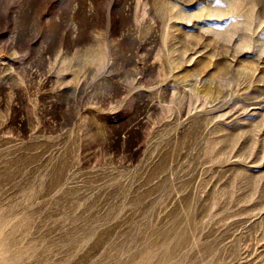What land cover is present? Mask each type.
Returning <instances> with one entry per match:
<instances>
[{"label": "rangeland", "instance_id": "rangeland-1", "mask_svg": "<svg viewBox=\"0 0 264 264\" xmlns=\"http://www.w3.org/2000/svg\"><path fill=\"white\" fill-rule=\"evenodd\" d=\"M0 223L18 264H264V0H0Z\"/></svg>", "mask_w": 264, "mask_h": 264}, {"label": "bare ground", "instance_id": "bare-ground-1", "mask_svg": "<svg viewBox=\"0 0 264 264\" xmlns=\"http://www.w3.org/2000/svg\"><path fill=\"white\" fill-rule=\"evenodd\" d=\"M213 11L214 12H219V13H212L211 15H220V14H222L220 11L221 10H219V9H213ZM250 29H251V27H250ZM29 219V218H28ZM2 220V219H1ZM4 220H6V219H3L2 221H4ZM26 220V219H25ZM5 222V221H4ZM24 222V221H23ZM22 222V224L23 225H25L26 224V222L25 223H23ZM21 223V222H20ZM1 224V223H0ZM16 224H18V223H16ZM5 225V224H4ZM22 225V226H23ZM28 225V224H27ZM19 226H21V224L19 225ZM19 226H17L18 227V229H19ZM26 227V226H25ZM20 228H22V227H20ZM1 229H3L2 228V226H1ZM0 229V230H1ZM2 231H4V230H1V232ZM11 231V230H10ZM21 231V230H20ZM3 233V232H2ZM16 233H17V231H16ZM9 234V233H8ZM7 234V235H8ZM15 235V234H14ZM13 236V235H12ZM12 248V247H11ZM17 250H19V249H17ZM23 250H21V252H22ZM19 252H20V250H19ZM19 261H22V260H20V253H18V252H15V251H10V249H9V240H8V238H1L0 239V264H18L19 263ZM20 264H21V262H20Z\"/></svg>", "mask_w": 264, "mask_h": 264}]
</instances>
